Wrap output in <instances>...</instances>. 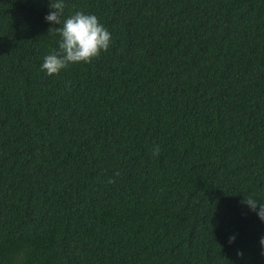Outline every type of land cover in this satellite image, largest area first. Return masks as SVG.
I'll list each match as a JSON object with an SVG mask.
<instances>
[{
  "label": "trees",
  "instance_id": "obj_1",
  "mask_svg": "<svg viewBox=\"0 0 264 264\" xmlns=\"http://www.w3.org/2000/svg\"><path fill=\"white\" fill-rule=\"evenodd\" d=\"M50 3L0 0V264H264V0H65L112 42L51 76Z\"/></svg>",
  "mask_w": 264,
  "mask_h": 264
},
{
  "label": "clouds",
  "instance_id": "obj_2",
  "mask_svg": "<svg viewBox=\"0 0 264 264\" xmlns=\"http://www.w3.org/2000/svg\"><path fill=\"white\" fill-rule=\"evenodd\" d=\"M66 6L65 0H51L50 8L53 11L45 17L46 21L60 25L58 28L55 27V31L61 37L59 51L45 56L41 65L42 70L49 76L59 75L71 64L91 63L95 58H99L102 52L108 51L112 42L111 33L100 23L96 15L77 11L65 18ZM160 151L159 145H155L152 151L153 156H159ZM116 175L119 173L117 172ZM108 182L115 181L110 178ZM243 203H246L261 220H264V202L245 197ZM234 241L235 236L229 238L230 243ZM260 244L264 246V237H261Z\"/></svg>",
  "mask_w": 264,
  "mask_h": 264
}]
</instances>
